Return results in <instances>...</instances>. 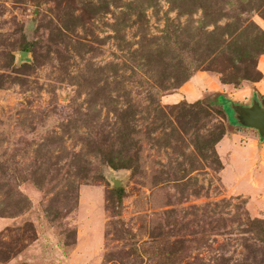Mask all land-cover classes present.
Returning <instances> with one entry per match:
<instances>
[{
	"label": "rangeland",
	"instance_id": "374dc122",
	"mask_svg": "<svg viewBox=\"0 0 264 264\" xmlns=\"http://www.w3.org/2000/svg\"><path fill=\"white\" fill-rule=\"evenodd\" d=\"M199 73L264 78V0H0V264H264V131L163 99Z\"/></svg>",
	"mask_w": 264,
	"mask_h": 264
},
{
	"label": "crops",
	"instance_id": "0c3cea01",
	"mask_svg": "<svg viewBox=\"0 0 264 264\" xmlns=\"http://www.w3.org/2000/svg\"><path fill=\"white\" fill-rule=\"evenodd\" d=\"M251 88H254V90ZM180 89L177 93L164 96L163 99L167 102H176L182 99L192 102L204 99L208 95L215 93L217 96H219V102L224 111L227 113V118L231 124L247 129H254L262 134V132L259 130L248 126L244 121L242 114L243 109H251L254 106L263 107V105L259 103V96L264 94V78L255 83L254 87L250 86V88H246V86H243L241 90H236L230 86L221 84L217 79H212L209 76L201 75L199 73L193 75L187 82L183 84V86H181ZM244 96L250 100L251 104L249 102L243 107L238 105V100ZM229 104H231L233 109L238 111L242 118L243 125L240 122H236L234 119L232 120L228 117L227 107ZM261 163H264V159L261 160Z\"/></svg>",
	"mask_w": 264,
	"mask_h": 264
},
{
	"label": "water",
	"instance_id": "95a60500",
	"mask_svg": "<svg viewBox=\"0 0 264 264\" xmlns=\"http://www.w3.org/2000/svg\"><path fill=\"white\" fill-rule=\"evenodd\" d=\"M242 116L248 126L260 132L264 131V107L254 106L251 109H243Z\"/></svg>",
	"mask_w": 264,
	"mask_h": 264
},
{
	"label": "trees",
	"instance_id": "16d2710c",
	"mask_svg": "<svg viewBox=\"0 0 264 264\" xmlns=\"http://www.w3.org/2000/svg\"><path fill=\"white\" fill-rule=\"evenodd\" d=\"M261 77H262V76H260V78H259L258 80H260V79H261Z\"/></svg>",
	"mask_w": 264,
	"mask_h": 264
}]
</instances>
